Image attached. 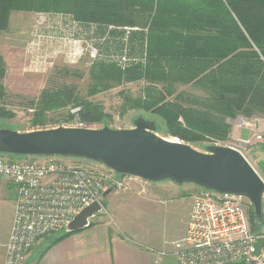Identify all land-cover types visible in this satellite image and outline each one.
<instances>
[{"label": "trees", "instance_id": "16d2710c", "mask_svg": "<svg viewBox=\"0 0 264 264\" xmlns=\"http://www.w3.org/2000/svg\"><path fill=\"white\" fill-rule=\"evenodd\" d=\"M15 11L68 13L85 27L107 31L114 26L110 32L115 35L130 27L126 44L134 53L146 49V60L135 53L139 58L116 76L168 83L150 84L145 97L134 103L160 115L186 141L205 135L226 139L228 118L264 116V0H0V30L8 29ZM105 64L102 58L94 62V76L108 75ZM2 66L0 58V77ZM171 82L199 91L176 93ZM79 100L76 85L61 83L43 91L38 111ZM84 107V122L103 115L91 101H84ZM253 213L257 233L259 219ZM73 233L63 230L60 238Z\"/></svg>", "mask_w": 264, "mask_h": 264}, {"label": "rangeland", "instance_id": "374dc122", "mask_svg": "<svg viewBox=\"0 0 264 264\" xmlns=\"http://www.w3.org/2000/svg\"><path fill=\"white\" fill-rule=\"evenodd\" d=\"M93 29L95 28L80 25L68 13L12 12L8 29L0 30V58L3 65L0 77V85L3 87L0 88V129L29 132L58 126L72 127L70 125L77 122L76 116L83 121L81 114L85 110L84 101H91L103 110L100 119L97 117L96 120L85 121L91 128L109 126L115 129H129L135 126V120L143 117L156 123V132L160 135L173 141L188 143L201 151H207L208 146L212 144L237 145L229 136L226 139H217L205 135L196 141H186L180 135L174 134L160 115L136 106L134 100L145 97L146 89L151 82L144 78L127 82L116 76L117 71H124L129 62L139 58L136 55L138 53L135 52V54L132 51L130 42L129 45L126 44L130 33L128 30H125L122 35L116 33L118 37L116 38V35L110 32L111 30L102 29L100 31L97 28L93 31ZM112 34L115 41L111 39ZM110 39L113 43L108 42ZM78 40L84 41L77 44ZM93 44L99 48L96 57L90 48L94 46ZM145 54L147 55L146 49L138 54L143 61L146 60ZM101 58L105 59V65L109 71L106 73L110 75L104 79L94 76L96 71L94 62ZM61 83L77 86L79 103L39 112L43 91ZM152 84L163 87L168 83ZM171 84L173 86L170 87L171 90L176 93L182 90L193 93L199 91L191 84L181 85L176 82H171ZM78 108L80 110L76 111ZM40 115L43 116L38 120ZM231 119H227L228 124ZM251 151L253 150H248V148L244 150L248 160L264 178V171L257 164ZM0 155H8L7 157L12 160L34 163L46 162L50 158L47 155L28 156L1 153ZM56 157L68 164L86 166H99L100 164L97 161L76 156ZM8 180L0 177V259L3 260L5 259L4 244L11 231L17 204L16 185ZM161 186L168 188L166 194L169 200L180 202L177 209L171 211L169 209L167 213L168 224L165 229L168 230L171 239H174L183 228L186 218L185 206H191L194 195L199 193L201 188L193 183L178 184L172 180H165ZM106 196L102 201L103 206H105ZM246 201L250 225L253 228L254 223L251 218L255 210L249 200L246 199ZM258 224L257 231L259 232L257 233H264V217L259 220ZM261 260L264 262V257Z\"/></svg>", "mask_w": 264, "mask_h": 264}, {"label": "built area", "instance_id": "2783aa9c", "mask_svg": "<svg viewBox=\"0 0 264 264\" xmlns=\"http://www.w3.org/2000/svg\"><path fill=\"white\" fill-rule=\"evenodd\" d=\"M115 28L109 26L108 30ZM125 30L130 33L131 28L125 27ZM83 41L78 40L77 44ZM93 45L90 48L96 57L99 48ZM75 119L77 122L70 126L88 127L79 116ZM259 119L258 116L231 119V125L250 128L252 136L235 141L237 145H225L246 156V147L264 139L257 126ZM7 156L0 155V177L16 185L17 204L4 244V264L26 263L42 238L65 230L86 206L96 201L102 203L108 191H127L138 181L140 191L145 193L150 182L117 173L100 162L99 166L68 164L50 156L46 162L34 163ZM200 188L193 197L186 234L174 242L179 264H264L261 260L264 247L261 255L254 254L256 242L264 233L252 231L246 198Z\"/></svg>", "mask_w": 264, "mask_h": 264}, {"label": "water", "instance_id": "95a60500", "mask_svg": "<svg viewBox=\"0 0 264 264\" xmlns=\"http://www.w3.org/2000/svg\"><path fill=\"white\" fill-rule=\"evenodd\" d=\"M155 122L139 117L129 129L58 126L19 132L0 129V153L12 155L76 156L97 161L120 174L159 182L193 183L220 193L249 200L259 220L264 217V179L238 149L209 145L201 151L156 132ZM110 193L108 191L105 196ZM96 201L82 209L65 227L76 232L88 227L102 212ZM264 237L257 240L261 255Z\"/></svg>", "mask_w": 264, "mask_h": 264}, {"label": "crops", "instance_id": "0c3cea01", "mask_svg": "<svg viewBox=\"0 0 264 264\" xmlns=\"http://www.w3.org/2000/svg\"><path fill=\"white\" fill-rule=\"evenodd\" d=\"M259 118L257 126L264 135V116ZM251 136L250 128L231 125L232 141ZM247 148L264 171V139ZM164 181H150L145 193L138 181L130 190L110 192L102 214L90 219L93 223L64 238L63 231L42 238L24 264H179L174 242L186 234L192 202L185 206L182 230L171 239L165 229L167 213L180 202L168 199Z\"/></svg>", "mask_w": 264, "mask_h": 264}]
</instances>
